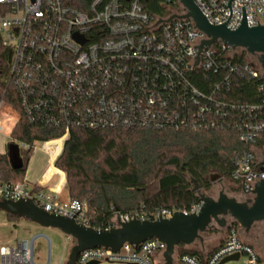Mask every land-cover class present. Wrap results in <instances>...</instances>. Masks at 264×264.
I'll list each match as a JSON object with an SVG mask.
<instances>
[{
	"label": "built area",
	"instance_id": "built-area-1",
	"mask_svg": "<svg viewBox=\"0 0 264 264\" xmlns=\"http://www.w3.org/2000/svg\"><path fill=\"white\" fill-rule=\"evenodd\" d=\"M145 1L0 0V42L12 51L0 102V132L12 138L19 121L3 113L5 105L20 107L30 125L63 129L59 137L19 146L44 151L53 160L48 171L53 173L76 128L235 131L246 147L234 153L229 178L253 194L257 182L264 179V165L255 157L264 139V70L258 57L221 41L200 49L207 36L192 19L167 20L185 12L179 0H165L168 9L161 16L149 11ZM194 1L211 24H226L232 30L244 20L249 26L264 25V0ZM244 79L253 81L257 101L230 99L233 87ZM23 198L93 226L84 201L63 198L60 189L47 180L31 185L25 180H4L0 173V199ZM201 206L199 201L183 208L117 211V222L105 228L117 226L119 218L171 217L177 211L197 213ZM36 238L2 245L1 264H38ZM67 238L75 242L71 235ZM166 248L159 238L139 245L125 243L118 251L95 247L82 251L77 264L94 260L159 264L156 256ZM237 253L240 258L247 255L248 264H264L234 223L205 261L189 253L180 254L179 261L218 264ZM45 264H51L50 256Z\"/></svg>",
	"mask_w": 264,
	"mask_h": 264
},
{
	"label": "trees",
	"instance_id": "trees-1",
	"mask_svg": "<svg viewBox=\"0 0 264 264\" xmlns=\"http://www.w3.org/2000/svg\"><path fill=\"white\" fill-rule=\"evenodd\" d=\"M144 4L158 16L168 9L165 0H147ZM11 58V49L0 42V102ZM240 83L233 87L230 99L257 101L253 81L244 79ZM11 108L19 119L12 133L16 141L34 143L59 137L64 131L30 125L20 107ZM245 147L235 131L76 128L72 129L56 166L66 173L70 197L84 201L91 225L105 228L117 222V211L125 214L159 207L183 208L199 202L200 194L194 190L192 179H197L202 192L209 195L211 172L216 170L229 177L234 153ZM33 152L32 148H20L19 166L13 164L8 154L0 153L2 178L24 181ZM7 214L10 218L18 217ZM181 246L186 248L180 254H194L203 261L217 248L205 254L204 247H178Z\"/></svg>",
	"mask_w": 264,
	"mask_h": 264
},
{
	"label": "water",
	"instance_id": "water-1",
	"mask_svg": "<svg viewBox=\"0 0 264 264\" xmlns=\"http://www.w3.org/2000/svg\"><path fill=\"white\" fill-rule=\"evenodd\" d=\"M179 1L185 12L175 14L167 20L192 19L196 27L207 36L199 44L200 49L221 41L234 49L241 48L250 55H258L264 70V25L249 26L246 20L235 30L229 29L226 24L214 25L207 20L194 0ZM77 38L84 42L83 38L79 36ZM218 177L221 175H212L211 181ZM192 181L194 190L200 194L202 201L199 212L186 214L177 211L171 217L160 216L147 220L136 218L122 221L119 218L118 225L111 228L87 226L77 222L75 218L49 212L30 198L0 199V210L28 218L44 227L59 228L67 235H71L75 242L65 264H77L79 254L86 249L106 247L118 251L125 243L139 245L151 238H159L166 242L167 248L163 252L164 264H174L177 247L180 244L192 245L197 240L203 241V233L211 229L214 220L221 227L225 226V218L222 215L231 214L246 230H249L256 221L264 220V179L257 182L254 190L256 197L251 205L239 202L225 192H222L218 199L206 195L202 192L198 180L193 178ZM239 259L240 254L237 253L226 256L218 264ZM100 263L101 261L94 260L88 264Z\"/></svg>",
	"mask_w": 264,
	"mask_h": 264
},
{
	"label": "rangeland",
	"instance_id": "rangeland-1",
	"mask_svg": "<svg viewBox=\"0 0 264 264\" xmlns=\"http://www.w3.org/2000/svg\"><path fill=\"white\" fill-rule=\"evenodd\" d=\"M3 113L6 115L15 117V112L13 108L9 105H5L3 107ZM8 129V125L6 127ZM5 136L6 141H9L8 145H4L3 137ZM21 142L14 140L6 133L0 132V150L6 149L8 150L9 157L14 164H21V154L20 148ZM42 144V143H40ZM39 146V145H38ZM258 148H262L264 150V140L258 145ZM53 160H51L44 151L37 148L34 150L32 154V163L31 168L28 173L29 179H34L37 175H41L43 173L47 174L49 169L52 166ZM60 169V168H59ZM222 175L219 171L213 170L211 175ZM59 179V174L56 175V182ZM217 179V178H216ZM214 190L213 185H211L210 193ZM117 213V212H116ZM259 227L264 229V223L259 224ZM258 228V227H256ZM255 228V229H256ZM227 231L225 229H211L207 232L203 233V241L197 240L193 243L192 248L201 249L204 247V252L207 254L213 248H215L222 240L226 238ZM37 236L34 244V256L35 261L38 264H45L47 262L48 256L51 258V264H65L70 251L74 245V242L69 241L67 238V234L64 233L59 228L55 227H44L37 222H34L25 217H8V214L0 210V247L6 244H14L19 238H33ZM242 238L254 246L258 252L261 254L262 261L264 262L263 254L260 249H264V239L261 241L257 239L256 236L247 235L242 231ZM261 246V247H260ZM185 246H181L177 248L176 251V259L179 258L181 251L185 250ZM176 262V261H175ZM1 264V261H0ZM100 264H129L125 262H112L108 260H102ZM159 264H164V260H160ZM177 264V263H174ZM225 264H248L247 255H243L237 261H229Z\"/></svg>",
	"mask_w": 264,
	"mask_h": 264
},
{
	"label": "flooded vegetation",
	"instance_id": "flooded-vegetation-1",
	"mask_svg": "<svg viewBox=\"0 0 264 264\" xmlns=\"http://www.w3.org/2000/svg\"><path fill=\"white\" fill-rule=\"evenodd\" d=\"M256 57H258V55H256ZM255 157L258 163L264 165V150H262V148L257 147L255 149ZM211 185H213L214 190L209 195L216 199H218V197L222 192H225L229 197L236 198V200L239 202L248 203L249 205H251L254 201V198L256 197L255 193L253 194L245 193L238 184L233 182L232 179H230L229 177H223L222 175L221 177H218L217 179L211 181ZM222 216L225 218V226L221 227L219 223L216 220H214L211 229L219 228V229H225L227 231L230 225L234 223H238L231 214H226ZM263 223L264 220L256 221L249 230L242 228L241 225L238 223L240 233H242L243 231L245 235L256 236L257 239H260L262 241L264 239V229H262L258 225ZM260 251L264 257V249L261 248Z\"/></svg>",
	"mask_w": 264,
	"mask_h": 264
},
{
	"label": "crops",
	"instance_id": "crops-1",
	"mask_svg": "<svg viewBox=\"0 0 264 264\" xmlns=\"http://www.w3.org/2000/svg\"><path fill=\"white\" fill-rule=\"evenodd\" d=\"M3 140H4V145L7 146L9 141H6L5 139V136L3 137ZM0 153L1 154H8V150L6 149V147L2 150H0ZM13 162V161H12ZM21 163H22V158H21ZM31 163H32V157L29 161V164H28V169H27V172H26V175H25V178L24 180L27 181L28 183H30L31 185H35L39 182H44L45 180L48 181V184L50 186H57L58 189H60L61 191V195L63 198H68L70 197L69 195V192L66 188V173L58 168H56V170L52 167V171L55 170L53 173H43L41 175H37L34 179H29L28 177V173L30 171V168H31ZM14 164V163H13ZM16 165V164H15ZM21 165V164H20ZM59 174V179L56 181V182H53V180H55V177L56 175ZM219 245V244H218ZM217 245V247H218ZM49 258V256H48ZM163 258V255H157L156 256V260L160 263V260H162ZM206 258V257H205ZM164 259V258H163ZM176 259V258H175ZM48 260V259H47ZM176 262L174 263H177V264H182L180 261H179V258H177V260H175ZM46 263V262H45Z\"/></svg>",
	"mask_w": 264,
	"mask_h": 264
}]
</instances>
